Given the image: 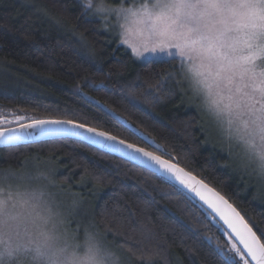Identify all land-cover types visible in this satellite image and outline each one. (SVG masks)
Listing matches in <instances>:
<instances>
[{
    "label": "trees",
    "instance_id": "trees-1",
    "mask_svg": "<svg viewBox=\"0 0 264 264\" xmlns=\"http://www.w3.org/2000/svg\"><path fill=\"white\" fill-rule=\"evenodd\" d=\"M102 21L81 0H0V114L87 117L130 143L170 154L264 236V192L210 139L179 61L136 62ZM32 162L49 165L59 185L90 197L97 231L132 264H225V231L160 177L75 140L0 149V169Z\"/></svg>",
    "mask_w": 264,
    "mask_h": 264
},
{
    "label": "snow or ice",
    "instance_id": "snow-or-ice-1",
    "mask_svg": "<svg viewBox=\"0 0 264 264\" xmlns=\"http://www.w3.org/2000/svg\"><path fill=\"white\" fill-rule=\"evenodd\" d=\"M85 7L92 11L93 0H85ZM116 14L132 18L137 25L118 32L119 42L136 60H179L204 110L264 177V69L257 70V61L264 57V43L260 42L264 38V0H154L152 6L145 3L135 9L120 8ZM207 55L218 57L242 81L246 78L252 91L219 87L213 75L205 71L201 58ZM21 113L0 114V144L16 146L40 137L77 138L81 143L140 160L175 181L186 194L198 198L226 225L227 251L219 249L225 264H264V236L253 230L224 195L174 163L170 154L165 158L130 143L92 126L87 117L39 118L27 115L24 109ZM13 176L14 173L0 175V187L7 184L11 189Z\"/></svg>",
    "mask_w": 264,
    "mask_h": 264
},
{
    "label": "clouds",
    "instance_id": "clouds-1",
    "mask_svg": "<svg viewBox=\"0 0 264 264\" xmlns=\"http://www.w3.org/2000/svg\"><path fill=\"white\" fill-rule=\"evenodd\" d=\"M154 0H124L135 9ZM93 9L103 17L108 11L116 16L111 0H93ZM124 15L120 19L123 21ZM264 43V38L261 39ZM227 51V49H224ZM231 54V53H230ZM205 71L213 75L221 88L240 87L251 92L245 78L229 70L216 56L201 58ZM200 62V60H198ZM264 69V57L257 61V70ZM119 253L94 232L78 237L66 225V217L48 185L20 181L0 187V264H120Z\"/></svg>",
    "mask_w": 264,
    "mask_h": 264
},
{
    "label": "rangeland",
    "instance_id": "rangeland-1",
    "mask_svg": "<svg viewBox=\"0 0 264 264\" xmlns=\"http://www.w3.org/2000/svg\"><path fill=\"white\" fill-rule=\"evenodd\" d=\"M85 5V0H81ZM124 4V0H116L113 7L120 9ZM132 5L129 4V7ZM92 15L101 19L103 24L112 29L114 34L117 36V33L122 30L127 29H135L137 25L133 22V19L130 17H123V21L121 22L120 16L117 15L115 18L113 17V13H106L103 17L97 15L94 11H90ZM105 22V23H104ZM122 26V27H121ZM120 46H123L129 52L130 50L122 45L119 42ZM131 54V52H130ZM133 57V56H132ZM136 62L143 63L146 61H162L166 60L164 57H145L144 60H136ZM179 61V60H178ZM180 63V61H179ZM0 75H2V70L0 69ZM183 81L186 91L188 92L189 102L190 104L197 109L204 118V123L207 127V134L209 135L211 140H214L217 144H219L226 152L230 159L232 166L243 173L245 178L252 184L257 191L264 192V177H262L256 170L254 164H251L247 161V159L243 156L242 150L239 146L234 143L229 142L224 134L221 132L220 128L217 126L212 117L204 110L202 106V99L199 95L193 92V89L190 85V82L186 78L183 71ZM15 174L12 177L11 182H20L26 181L29 183H43L48 185L49 190L54 194L57 204L60 206L61 211L66 217V225L69 230L74 232L78 237H82L84 232L91 231L94 233H99L93 223L91 217V200L90 197H86L87 195L83 193V191L75 192L71 189H66L59 185L55 179V174L53 170L47 164H38L37 162H32L28 164L21 170H9V169H0V175L3 174ZM100 234V233H99ZM101 235V234H100ZM104 237L103 235H101ZM105 242L115 249L120 257L123 264H132L129 258L122 252L121 249L116 248L111 243H109L105 237Z\"/></svg>",
    "mask_w": 264,
    "mask_h": 264
},
{
    "label": "water",
    "instance_id": "water-1",
    "mask_svg": "<svg viewBox=\"0 0 264 264\" xmlns=\"http://www.w3.org/2000/svg\"><path fill=\"white\" fill-rule=\"evenodd\" d=\"M57 139H69V140H75V141H78L80 142L77 138H60V137H40L34 141H30V142H20L18 145L16 146H24V145H32V144H36V143H40V142H44V141H51V140H57ZM81 143V142H80ZM86 145H88L87 143H84ZM16 146H7V145H4V144H0V149L1 148H9V147H16ZM89 147L101 152V153H104V154H107V155H110V156H113L115 158H118L124 162H127L131 165H134L136 167H139L151 174H154L158 177H160L161 179L165 180L166 182L170 183L171 185H173L174 187H176L178 190H180L181 192H183L184 194L185 193V190H183L182 188H180L179 185L175 184V181H172V180H169L166 176H164L162 173H160L157 169L155 168H149L146 164H144L142 161L140 160H136V161H133V160H130L128 159L126 156H124L123 154L121 153H111V152H108L107 150L105 149H102V148H99L98 146H90L88 145ZM189 198H191L194 202H196L204 211H206L218 224L219 226L225 231L226 230V225L223 224V222L219 219V217L215 216L214 213H211V210L207 208L206 205H204L198 198H196L195 196H191V194H186Z\"/></svg>",
    "mask_w": 264,
    "mask_h": 264
}]
</instances>
